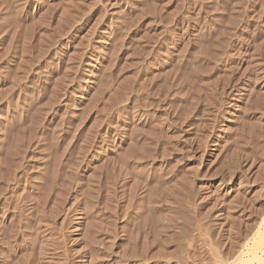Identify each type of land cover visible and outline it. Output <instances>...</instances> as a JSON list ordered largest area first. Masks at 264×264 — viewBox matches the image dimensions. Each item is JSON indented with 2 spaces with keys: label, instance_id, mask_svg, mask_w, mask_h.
<instances>
[{
  "label": "rangeland",
  "instance_id": "374dc122",
  "mask_svg": "<svg viewBox=\"0 0 264 264\" xmlns=\"http://www.w3.org/2000/svg\"><path fill=\"white\" fill-rule=\"evenodd\" d=\"M263 215L264 0H0V264H212Z\"/></svg>",
  "mask_w": 264,
  "mask_h": 264
},
{
  "label": "bare ground",
  "instance_id": "6f19581e",
  "mask_svg": "<svg viewBox=\"0 0 264 264\" xmlns=\"http://www.w3.org/2000/svg\"><path fill=\"white\" fill-rule=\"evenodd\" d=\"M97 60V59H96ZM233 84V83H232ZM252 87V86H251ZM253 88V87H252ZM79 145V144H78ZM85 155V154H84ZM78 157V156H77ZM89 162V161H88ZM188 168V167H187ZM191 168V167H190ZM193 173V172H192ZM184 174V173H183ZM130 175V174H129ZM187 175V174H186ZM131 177V176H130ZM76 180V179H75ZM78 181V180H77ZM240 182V181H239ZM73 183V182H72ZM78 183V182H77ZM88 183V182H87ZM147 183V182H146ZM173 183V182H172ZM148 184V183H147ZM153 184V183H152ZM108 185V184H107ZM176 185V183L174 184ZM81 186V185H80ZM143 186H145V184H143ZM64 187V186H63ZM66 187V186H65ZM114 188V186H113ZM149 188V187H148ZM169 188V187H168ZM147 189V187L145 188ZM144 189V190H145ZM72 190V189H71ZM91 190V189H90ZM162 190V189H161ZM140 191V190H139ZM69 193V192H68ZM80 193V192H79ZM148 193V191H147ZM78 194V193H76ZM142 194V193H141ZM144 194V193H143ZM64 195V194H63ZM81 195V194H80ZM57 196V195H56ZM82 196V195H81ZM174 196V195H173ZM66 197V196H65ZM75 198L77 196H74ZM149 197V196H148ZM147 198V197H146ZM78 197L74 200H72V202L74 201L75 203L74 204H77L78 202ZM140 199V198H139ZM200 199V198H199ZM142 200V199H141ZM140 200V201H141ZM148 200V199H147ZM166 200V199H165ZM84 201V200H83ZM139 201V200H138ZM56 202V201H55ZM58 202V201H57ZM60 202V200H59ZM64 202V201H63ZM71 205L73 206L74 204ZM69 203V202H68ZM83 204V203H82ZM182 204V203H181ZM69 205V204H68ZM145 206V204H143ZM192 205V204H190ZM61 206V205H60ZM83 206V205H82ZM138 206V205H137ZM140 206V205H139ZM69 207V206H68ZM67 207V208H68ZM108 207V206H107ZM111 207V206H110ZM143 207V206H142ZM148 207V206H147ZM66 208V209H67ZM73 208V207H72ZM85 208V207H84ZM83 208V209H84ZM144 208V207H143ZM82 209V210H83ZM93 209V208H92ZM108 209V208H107ZM49 210V209H48ZM115 210V209H114ZM87 211V210H86ZM85 211V212H86ZM93 211V210H92ZM110 211V210H109ZM171 211V210H170ZM225 211V210H224ZM174 212V211H173ZM68 213V212H67ZM96 213V212H95ZM156 213V212H155ZM166 213V212H165ZM221 213V212H220ZM56 214V213H55ZM66 214V213H65ZM92 214V213H91ZM54 215V214H53ZM94 215V214H93ZM115 215V214H114ZM155 215V214H154ZM47 216V215H46ZM92 216V215H90ZM63 217V216H62ZM93 217V216H92ZM163 217V215H162ZM187 217V215H186ZM198 217V216H197ZM200 217V216H199ZM260 217V216H259ZM43 218V217H42ZM107 218V217H106ZM179 218V217H178ZM189 218V217H188ZM187 218V219H188ZM65 219V218H64ZM98 219V218H97ZM92 222L94 223V220L91 219ZM96 220V219H95ZM189 220V219H188ZM178 221V220H177ZM199 221V220H198ZM61 222V220H60ZM89 222V221H88ZM173 222V221H172ZM259 222V221H258ZM41 223V222H40ZM62 223V222H61ZM60 223V224H61ZM87 223V222H86ZM196 223V222H195ZM70 224V223H69ZM80 224V223H79ZM169 224V223H168ZM90 225V224H89ZM92 225V224H91ZM96 225V223H95ZM102 225V224H101ZM189 225V224H188ZM220 225V224H219ZM63 226V225H62ZM93 226V225H92ZM170 226V225H169ZM94 227V226H93ZM192 227V226H191ZM256 229H252L253 231L251 232V234L246 235L248 237L244 238L243 237V241L241 243H238L239 246H237L238 248L235 249L234 252H226L227 254L223 255L222 254L219 256L218 254L213 256V263L214 264H264V215L263 217L261 218L260 222L256 225ZM79 228V227H78ZM86 228V226H85ZM91 228V227H90ZM111 228V227H110ZM151 228V227H150ZM157 229V228H156ZM51 230V229H50ZM61 230V229H60ZM59 230V231H60ZM65 230V229H64ZM85 230V229H84ZM115 230V229H114ZM161 230V229H160ZM171 230V229H170ZM173 230V229H172ZM56 231V230H55ZM193 231V230H192ZM51 232V231H50ZM49 233V232H48ZM156 233V232H155ZM182 234V233H181ZM248 234V233H247ZM202 235V234H201ZM48 236V235H47ZM50 236V235H49ZM65 236V235H64ZM152 236V235H151ZM186 236V235H185ZM196 236V235H195ZM244 236V235H243ZM84 238V237H82ZM190 238V237H189ZM188 239V238H187ZM201 239V238H200ZM50 240V239H49ZM207 240V239H206ZM111 241V240H110ZM185 241V240H184ZM52 242V241H51ZM85 242V241H84ZM104 242V241H103ZM106 242V240H105ZM153 242V241H152ZM177 242V241H176ZM206 242V241H205ZM234 242V241H233ZM46 243V242H45ZM101 243V242H100ZM50 244V243H49ZM188 244V243H186ZM55 245V244H54ZM153 245V244H152ZM208 245V244H206ZM205 245V246H206ZM236 245V244H235ZM87 247V246H86ZM105 247V246H104ZM109 247V246H108ZM107 247V248H108ZM53 248V247H52ZM56 248V246H55ZM81 248V247H80ZM236 248V247H235ZM44 249V248H43ZM55 250V249H54ZM61 250V249H60ZM171 250V249H170ZM205 250V249H204ZM212 250V249H211ZM95 251V250H94ZM132 251V250H131ZM213 251V250H212ZM212 251H211V254H212ZM219 251V250H218ZM62 252V251H61ZM107 253V252H106ZM131 253V252H130ZM133 253V252H132ZM214 253V252H213ZM220 253V252H219ZM96 254V253H95ZM104 254V253H103ZM134 254V253H133ZM214 255V254H213ZM35 256V255H34ZM130 256V255H129ZM135 256V255H134ZM157 256V255H156ZM130 257H133V256H130ZM129 257V258H130ZM137 257V256H136ZM168 257V256H167ZM172 257V256H171ZM212 257V256H211ZM60 258V257H59ZM164 258V257H163ZM182 258V257H181ZM108 259V258H107ZM128 259V258H127ZM135 259V258H133ZM208 259V258H207ZM56 260V259H55ZM54 260V261H55ZM79 260V259H78ZM82 260V259H81ZM183 261V259H182ZM203 261V260H202ZM154 262V261H153ZM82 263V262H81ZM88 263V262H87ZM119 263V262H118ZM211 263V262H210ZM212 263V264H213ZM124 264V263H123ZM129 264V263H128ZM153 264V263H152ZM208 264V263H207Z\"/></svg>",
  "mask_w": 264,
  "mask_h": 264
}]
</instances>
